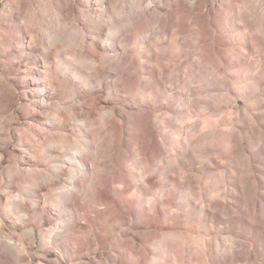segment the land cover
Listing matches in <instances>:
<instances>
[{
  "label": "clouds",
  "instance_id": "clouds-1",
  "mask_svg": "<svg viewBox=\"0 0 264 264\" xmlns=\"http://www.w3.org/2000/svg\"><path fill=\"white\" fill-rule=\"evenodd\" d=\"M0 264H264V0H0Z\"/></svg>",
  "mask_w": 264,
  "mask_h": 264
}]
</instances>
